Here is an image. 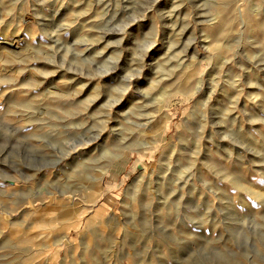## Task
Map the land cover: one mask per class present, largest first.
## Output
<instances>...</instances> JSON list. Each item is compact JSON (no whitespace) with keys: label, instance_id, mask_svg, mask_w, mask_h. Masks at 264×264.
<instances>
[{"label":"rangeland","instance_id":"rangeland-1","mask_svg":"<svg viewBox=\"0 0 264 264\" xmlns=\"http://www.w3.org/2000/svg\"><path fill=\"white\" fill-rule=\"evenodd\" d=\"M0 264H264V0H0Z\"/></svg>","mask_w":264,"mask_h":264},{"label":"bare ground","instance_id":"bare-ground-1","mask_svg":"<svg viewBox=\"0 0 264 264\" xmlns=\"http://www.w3.org/2000/svg\"><path fill=\"white\" fill-rule=\"evenodd\" d=\"M30 209V208H29Z\"/></svg>","mask_w":264,"mask_h":264}]
</instances>
